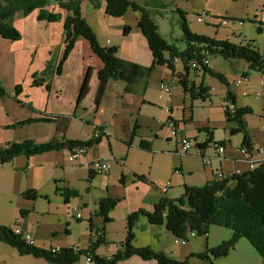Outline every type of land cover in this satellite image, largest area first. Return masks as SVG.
I'll use <instances>...</instances> for the list:
<instances>
[{
    "label": "crops",
    "instance_id": "obj_1",
    "mask_svg": "<svg viewBox=\"0 0 264 264\" xmlns=\"http://www.w3.org/2000/svg\"><path fill=\"white\" fill-rule=\"evenodd\" d=\"M130 1L145 7L153 18L155 13L171 11L173 5L180 0ZM87 5L93 9L95 6L90 0H83L81 6L83 17L92 27L91 20L85 14ZM98 5L105 18L119 20L115 27L122 29L123 40L132 39L131 49L124 53L125 56L119 58L145 67L150 66L153 57L147 40L138 28L139 14L129 10L134 19L132 25L127 19L129 12L121 18H112L105 13L104 0H99ZM46 10L59 13L61 19L57 22L40 21L39 10L28 16L17 14L13 19V25L21 33V40L12 42L0 36V80L11 95L17 86H21L19 99L24 103L20 105L11 97H0V146L25 140L36 143L49 142L56 136L57 124L54 120L50 122L43 120L48 116L71 117L65 133L66 139L69 140L88 141L95 138V132L103 133L98 137L100 142L88 149L86 155L74 163L68 161L69 150L65 149L30 158L19 156L11 163L0 165V225L20 227L23 232L34 236L36 247L42 249H71L77 246L79 250H86L91 242L97 241L96 231L103 229L104 243L97 248L96 254L111 257L120 249V244L126 238L127 221L132 213L140 210L153 212L163 198L178 199L183 195L186 186H203L213 181L218 171L226 175L249 171L247 162L240 153L244 136L231 135V125L227 121L223 107L224 103L229 101L226 98L229 90L236 98V108L248 107L253 110L252 114L245 117L247 131L253 144L252 151L255 153L258 148H263L264 143L256 142L252 120L264 119V92L258 97L262 100L259 109L255 108L254 102L248 101V97L259 91L263 76L251 73L248 75V85L233 87V81L248 72V64L245 61L236 60L230 63L232 70L237 73L230 80L228 73L213 68L212 60L209 59V68L223 74L230 86L227 88L221 83L224 88L220 93H216L215 88H210L209 97L205 100L185 92L180 84V79H183L188 88L191 84L198 87L201 70L190 68L189 73H186L182 61L176 59L174 74L167 66L155 67L143 95L123 94L125 84L111 81L107 85L102 101L96 105L97 74L103 67L101 60L93 54L89 43L80 38L63 65L61 74H58L57 64L64 53V24L69 13L60 9L57 3H52ZM105 24L107 25V22ZM106 25L104 28L110 31V26ZM125 27L131 28L127 35L124 33ZM50 61L53 64L45 75ZM237 61L245 62V68L235 69ZM89 69L91 70L89 94L77 108V98ZM34 77L44 79L46 82L42 86H34ZM163 84H170L169 93L164 91ZM47 85L50 89H47ZM25 105H32L36 112ZM168 108L171 109V113L166 111ZM148 114L158 116L152 118L148 124L149 133H146L143 131V125ZM170 118L176 122L184 136L202 146V149H199L200 155L178 153L176 140L165 126ZM33 119L37 121L18 126L19 123ZM135 128L136 137L128 146L126 142L131 138ZM210 134L214 143H222L225 147V153L219 159L211 144L204 146ZM143 140L151 143L150 149L140 147ZM202 155L211 159L210 166L204 165ZM255 158L261 159L262 156L256 155ZM96 160L110 161L112 164L110 173L95 174L90 165ZM120 160L124 161L123 165H119ZM136 176H143L148 182L139 180ZM165 186H169V190L162 194L160 190ZM27 191H36L39 198L36 200L25 198L23 193ZM65 191H75L77 194L66 201ZM106 197L120 199V202L110 213L111 222L104 224L98 213V203ZM22 211L26 214L22 215ZM54 211L65 216L71 212L76 213L73 218L75 220H63L64 224L60 220L57 224H45V218ZM78 214L81 215L80 219H77ZM82 220L86 222L89 243H64L72 237V226L80 225ZM44 233L50 238L48 243L42 242ZM134 233L135 247H148L177 261H187L188 264H209L192 255L220 244L211 242L212 229L202 242L189 239L186 244H177L171 232L164 226L150 224L146 217L139 219ZM7 248L10 249L0 247V250L18 264H51L32 256H21L10 246ZM239 249L240 243L229 256L236 254ZM229 256L215 260V264H225L223 261L226 262ZM74 264L95 263H88L85 257H81ZM119 264L158 263L133 256ZM261 264H264V259Z\"/></svg>",
    "mask_w": 264,
    "mask_h": 264
},
{
    "label": "trees",
    "instance_id": "obj_2",
    "mask_svg": "<svg viewBox=\"0 0 264 264\" xmlns=\"http://www.w3.org/2000/svg\"><path fill=\"white\" fill-rule=\"evenodd\" d=\"M90 1L95 7H99V0ZM104 1L106 2L105 13L109 17L121 18L129 10L139 14L138 28L147 40L152 54L153 62L151 66L145 67L119 58L116 47H103L99 43L94 30L82 15L81 6L83 0H0V36L12 42L21 40V33L13 25V19L17 14L28 16L33 11L39 10L38 20L59 21L61 19L59 13L46 10L52 3H57L60 9L67 11L69 14L64 24V53L56 71L61 74L63 65L74 50L77 40L80 38L85 39L89 43L93 54L103 64L97 74L96 105H99L102 101L107 85L111 81H120L125 84L123 94L143 95L148 88L149 79L155 67L167 66L174 74V62L176 59L182 61L186 73H189L190 63L193 60L197 61L204 74H209L227 88L230 85L226 77L204 65V59L218 55L229 63L243 60L248 64V72L244 76H248L251 72H256L264 78V53L262 54L254 43L236 45L228 40L218 41L206 36L193 34L186 22V14L182 10L177 9L176 11L182 21L183 42L185 44V48L180 50L164 39L150 11L145 7L130 0ZM130 31V27H125L124 33L126 35ZM259 33H261V30H259ZM166 54H168V58H166ZM51 65L52 61L47 64L45 75L50 70ZM90 75L91 70L89 69L77 98V108L82 105L89 94ZM45 82L44 79L34 77L33 85L42 86ZM180 84L185 92L191 93L193 97L202 98L203 100L209 97L210 88L203 83L198 87L191 84L190 88H188L187 83L180 79ZM46 87L50 89L49 85ZM21 91L22 87L17 86L14 94H12L17 102H20L18 98ZM10 95L0 81V97ZM226 98L235 105L236 98L229 90ZM28 106L34 110L31 105ZM34 111L36 112V110ZM252 113L253 110L248 107L236 108L233 114L225 112L227 121L231 125V135L242 134L244 136L242 147H246L249 152L252 151L253 144L247 131L245 117ZM70 118V116L60 115L55 117L48 116L43 119L49 122L54 120L57 124L56 136L49 142L36 143L32 140H25L21 143H11L4 147L0 146L1 165L11 163L19 156L30 158L65 149L71 151L75 147L90 149L100 142V138H93L88 141L66 139L65 133ZM32 121H37V119L19 123L18 126ZM137 128L134 129L131 138L126 142L128 146L132 144L133 139L136 137ZM205 130L208 131V129ZM212 143L214 142L210 134L204 146ZM217 144L223 145L222 143ZM140 147L150 149L151 143L143 140L140 142ZM198 148L202 149V146L198 145ZM136 178L148 182L143 176H136ZM76 194L75 191H65V200L67 201L71 196H76ZM23 196L30 200L39 198V194L36 191H27L23 193ZM119 202L120 199L111 197H106L99 201L98 213L103 218L104 224L111 222L110 213L117 207ZM21 214L25 215L26 212L22 211ZM141 217H146L152 225L164 226L166 230L173 234L175 239L185 238L189 232H195L200 237H208L209 231L213 226L230 229L232 235L229 239L222 241L215 247L207 248L200 254L192 255V257L207 261L209 264H215V260L229 256L242 239L247 240L257 251V254L264 259V164L256 170L233 175L222 181L213 180L203 186H186L180 198L174 200L163 198L155 206L153 212L140 210L132 213L127 221L126 238L120 244V249L111 257H102L96 254L97 248L104 243L103 229L96 231V242H91L92 244L88 249L78 250L77 252L73 251V249H61L59 252H52L50 249L30 246L22 240L21 236L13 232V228L4 225H0V243L17 250L21 256H32L51 264H74L81 257H91L92 263L95 264H119L121 261L133 256H138L145 261L154 260L158 264H188L187 261H177L164 253L155 252L148 247H135L134 229Z\"/></svg>",
    "mask_w": 264,
    "mask_h": 264
},
{
    "label": "rangeland",
    "instance_id": "obj_3",
    "mask_svg": "<svg viewBox=\"0 0 264 264\" xmlns=\"http://www.w3.org/2000/svg\"><path fill=\"white\" fill-rule=\"evenodd\" d=\"M177 9L182 10L186 14V22L188 24L189 30L193 34L206 36L218 41L228 40L230 43L236 45H247L249 43H254L258 50L262 54L264 53V0H180L178 3L173 5L171 11H162L160 13L153 14V18L158 24L159 32L164 37V39L169 44L175 45L180 50H183L185 48V44L183 42L182 21L180 15L176 11ZM203 12L206 13V16H204L202 22H199L198 16H202ZM85 14L88 16L89 20H91L92 29L94 30L99 43L103 47H116L117 56H125L124 53L131 49L132 39L123 40L122 29L120 30L119 28L115 27V23H119V20H110L109 18H105L101 10H99L97 7L93 9L90 5L85 7ZM127 19L131 21L132 25L134 24V19L132 18L131 13ZM105 22H107V25L110 26V31L104 28L106 25ZM224 22L226 24H224ZM259 30H261V33H259ZM209 59L212 60L213 68L219 70L220 72L228 73L230 80L237 75V73L230 67V63L224 60L221 56L213 55L210 56ZM244 63L245 62L243 61H237V64H235V69L242 70L245 68ZM201 73L202 75L200 76V84L203 83L205 86L211 89L215 88L216 93H220L224 86L209 74H204L202 71ZM251 73L253 74L254 72ZM241 77L242 75L239 76L235 81ZM202 78H205V80H202ZM248 84L249 82L242 85V87ZM7 97H11L15 102H17L12 95ZM19 101L20 102L17 103L22 105L23 102L20 99ZM248 101L254 102L255 108L259 109V105L262 100L257 97L255 92L254 95L248 97ZM25 106L28 107V105ZM157 116L158 115L153 116L151 114L146 115V121L143 125L144 132L149 133L148 124L151 123L153 117ZM252 121V126L256 131V142L258 144L264 143V119L253 118ZM75 215L76 213L71 212L65 216L54 211L49 217H46L44 221L45 224H57L58 220H60L64 224V221L66 220L74 221L75 219L73 218ZM211 229L213 231V240L211 242L221 243L222 241L229 239L232 235V231L224 227L213 226ZM72 230V237L68 238L66 241H64V243H89V233L86 228L85 221L82 220L78 226H72ZM193 239H197L198 242H202L206 239V237L196 236L190 240ZM49 240L50 238L48 235L44 233L42 242L48 243ZM239 243L240 249L236 251V254L229 256L226 262L223 261V263L261 264L262 259L247 240L242 239L238 242V244ZM0 247H6V249H10L3 244H0ZM9 262H12V264H18L17 262H13V259L10 256H7L0 250V264H9Z\"/></svg>",
    "mask_w": 264,
    "mask_h": 264
},
{
    "label": "built area",
    "instance_id": "obj_4",
    "mask_svg": "<svg viewBox=\"0 0 264 264\" xmlns=\"http://www.w3.org/2000/svg\"><path fill=\"white\" fill-rule=\"evenodd\" d=\"M204 16H206V13L203 12L202 16H198V21L202 22ZM224 24H226V23L224 22ZM203 64L206 66H209V59H204ZM190 67L193 70H199L200 69L198 62L195 60H193L190 63ZM248 82H249V76L243 75L240 79H238L237 81H235L233 83V87L238 88L244 84H247ZM162 87L166 93L170 92L169 84H163ZM263 92H264V78L260 82L259 91L256 92L257 97H261ZM223 107H224L225 112H229L230 114H233L235 109H236V106L230 101L225 102ZM166 111L168 113H171V109H169V108ZM165 126L170 130L171 136L176 140L177 151L179 154H182V155H189L192 153H195L197 155L201 154L200 150L198 148V144L193 139L184 136L181 133V131L179 130L176 122H174L172 119L168 120L167 123L165 124ZM102 133H103V131L95 132V135H94L95 138L100 137ZM211 146L214 148L216 157H218V159L224 155L225 147L223 145H219L217 143H212ZM87 151H88V148H86V147H75V148H73L68 153V161L71 163L76 162L77 160L84 157L86 155ZM255 151L256 152L254 153V151L249 152L246 149V147L240 148V153L245 158V161L247 162L246 164L248 166L249 171L256 170L259 166L264 164V147L258 148ZM256 155H261L262 158L256 159L255 158ZM202 160H203V163L205 166L211 165V159L210 158L204 157L202 155ZM118 163H119V165H123L124 161L120 160V161H118ZM0 165H1V162H0ZM90 168L92 169V171L95 174L107 175L110 173V171L112 169V164L110 161H107V160H96V161H93L91 163ZM240 174L241 173H236L234 175H240ZM232 176L233 175H226L225 173L218 171V172H216L214 180L222 181V180L228 179ZM168 190H169V186H165L160 191L162 194H166ZM80 218H81V215L78 214L77 219H80ZM13 232L16 235L21 236L22 240H24L26 242V244H28L30 246H36V241H35L34 236H32L29 233L23 232V230L20 227L15 226L13 228ZM96 235H97V233H96ZM196 236L197 235L195 232H189L185 238L175 239V243L186 244V243H188L189 239L194 238ZM71 249H73V251H75V252H77L79 250V248L77 246H74ZM50 250L52 252H59L61 250V248L50 249ZM86 261L88 263H92L91 257H86Z\"/></svg>",
    "mask_w": 264,
    "mask_h": 264
}]
</instances>
